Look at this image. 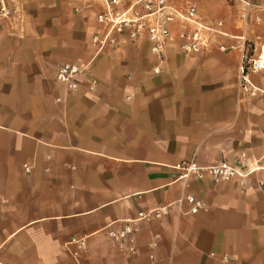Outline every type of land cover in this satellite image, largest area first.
Here are the masks:
<instances>
[{
    "label": "crops",
    "instance_id": "crops-1",
    "mask_svg": "<svg viewBox=\"0 0 264 264\" xmlns=\"http://www.w3.org/2000/svg\"><path fill=\"white\" fill-rule=\"evenodd\" d=\"M222 1L224 35L183 54L173 25L155 73L145 39L94 55V11L9 0L41 20L0 27V264H73L70 238L86 239L87 264H264V69L243 82L238 38L264 56V0ZM65 62L87 65L96 84L65 91L55 80ZM186 159L246 175L175 180ZM184 195L202 207L137 221L134 252L107 238V226Z\"/></svg>",
    "mask_w": 264,
    "mask_h": 264
},
{
    "label": "built area",
    "instance_id": "built-area-1",
    "mask_svg": "<svg viewBox=\"0 0 264 264\" xmlns=\"http://www.w3.org/2000/svg\"><path fill=\"white\" fill-rule=\"evenodd\" d=\"M240 1L245 10L260 7L256 0ZM8 2L9 0H0V27L10 29L12 7ZM72 3V10L76 14L85 9L94 11L96 27L91 32L90 41L95 56L116 48L121 41L135 43L145 39L149 42L150 52L157 60L153 67L155 73L160 71L159 66L164 61L166 45L173 38V25L178 27V48L183 54L199 53L207 49L217 35H224L222 20H208L200 8L192 3L184 6L177 5L174 0H72ZM254 20L258 21L259 17L254 16ZM238 38L242 41L241 79L249 83L246 75L264 69V56L250 55L244 36L240 35ZM218 48L234 49L236 45L226 46L219 43ZM83 78L88 79L90 87L96 84V80L89 75L87 65L79 66L65 62L55 71V80L65 91L75 90L79 80ZM24 169L28 171L29 166L24 165ZM175 169L179 172L175 180L182 181L209 177L214 182H223L246 175L225 161L199 165L195 160L186 159L180 161ZM183 203L189 205V213H195L202 207V203L193 196L184 195L168 204L140 211L134 219H129L118 227L107 226L104 229L105 234L118 249L132 253L135 251L134 224L137 221L158 220L171 209L180 211ZM150 244L152 247L156 246L155 241ZM64 249L73 264H87L85 238H70L64 243ZM223 260L227 261L228 258L224 257Z\"/></svg>",
    "mask_w": 264,
    "mask_h": 264
},
{
    "label": "rangeland",
    "instance_id": "rangeland-1",
    "mask_svg": "<svg viewBox=\"0 0 264 264\" xmlns=\"http://www.w3.org/2000/svg\"><path fill=\"white\" fill-rule=\"evenodd\" d=\"M174 1L177 3V5H182V6L188 3H194L200 8L201 13L204 15V17L213 20H215V18L217 17V13H216L217 7H221L223 4L222 0H174ZM23 7L18 9H16V7L12 8V12H11L12 26L14 27L18 26L21 27L22 29L26 25H31L32 23L37 22V20L38 21L41 20V17L39 16L36 15H33V17L30 16V14L27 13ZM229 19L231 22V18ZM21 33L22 32H20L19 34Z\"/></svg>",
    "mask_w": 264,
    "mask_h": 264
}]
</instances>
